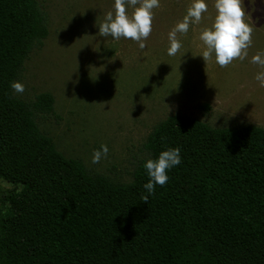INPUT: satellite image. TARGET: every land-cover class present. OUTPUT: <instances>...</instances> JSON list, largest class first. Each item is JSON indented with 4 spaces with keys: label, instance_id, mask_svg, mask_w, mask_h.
I'll return each mask as SVG.
<instances>
[{
    "label": "trees",
    "instance_id": "obj_1",
    "mask_svg": "<svg viewBox=\"0 0 264 264\" xmlns=\"http://www.w3.org/2000/svg\"><path fill=\"white\" fill-rule=\"evenodd\" d=\"M46 20L37 0H0V178L15 186H0V264H264V127L171 114L148 133L131 181L93 172L38 127L53 95L27 101L10 86ZM176 147L182 162L148 194L144 164Z\"/></svg>",
    "mask_w": 264,
    "mask_h": 264
},
{
    "label": "rangeland",
    "instance_id": "obj_2",
    "mask_svg": "<svg viewBox=\"0 0 264 264\" xmlns=\"http://www.w3.org/2000/svg\"><path fill=\"white\" fill-rule=\"evenodd\" d=\"M46 14L48 35L23 64L20 81L25 92L13 95L33 100L42 92L54 97L53 111L35 114L38 127L51 136L59 151L79 158L93 172L129 182L135 166L146 157L142 147L148 133L171 114H184L212 127H264V87L255 76L264 67L251 63L264 58V0H243L246 22L253 27V43L244 60L227 67L200 55L206 45L200 34L211 28L218 12L215 0L186 34H177L182 48L168 55L169 32L183 20L193 0H160L152 11L153 24L146 47L121 37H102L99 24L115 0H37ZM135 7H139V4ZM134 6L126 4L131 16ZM194 54V55H193ZM107 144L106 159L92 163V155ZM4 190L15 186L0 178ZM0 204V254L9 233Z\"/></svg>",
    "mask_w": 264,
    "mask_h": 264
},
{
    "label": "clouds",
    "instance_id": "obj_3",
    "mask_svg": "<svg viewBox=\"0 0 264 264\" xmlns=\"http://www.w3.org/2000/svg\"><path fill=\"white\" fill-rule=\"evenodd\" d=\"M126 4L136 6L130 16L126 10ZM160 7V0H115L114 13L109 11L99 26L98 34L102 37L112 36L119 40L121 37L132 39L139 43L140 49L146 47L144 41L149 37L153 24V9ZM215 8L218 12L211 28H206L200 34V40L206 45L200 54L207 62L215 53L216 63L221 67H227L235 59L244 60L248 56V49L252 45L253 27L246 22V11L243 0H215ZM208 11L206 0H193L187 14L181 22L169 32L170 47L168 55L175 56L182 48L177 34H186L191 24H199L203 19V13ZM194 55V54H193ZM251 63L264 67L262 54L257 53L251 59ZM255 79L261 87H264V72L256 74ZM15 93L23 94L25 85L20 81H14L10 85ZM180 148H171L162 151L158 159H149L144 164L149 181L144 185L148 194H154L156 185L164 186L169 180L167 170L182 162ZM109 153L107 144L95 150L92 155V163L97 164L106 159ZM143 202H148V195L143 196Z\"/></svg>",
    "mask_w": 264,
    "mask_h": 264
}]
</instances>
